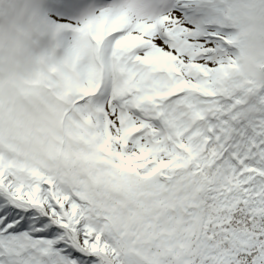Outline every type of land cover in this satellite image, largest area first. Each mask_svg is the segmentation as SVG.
I'll list each match as a JSON object with an SVG mask.
<instances>
[{
    "label": "snow or ice",
    "instance_id": "obj_1",
    "mask_svg": "<svg viewBox=\"0 0 264 264\" xmlns=\"http://www.w3.org/2000/svg\"><path fill=\"white\" fill-rule=\"evenodd\" d=\"M0 264H264V0H0Z\"/></svg>",
    "mask_w": 264,
    "mask_h": 264
}]
</instances>
